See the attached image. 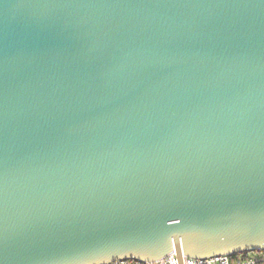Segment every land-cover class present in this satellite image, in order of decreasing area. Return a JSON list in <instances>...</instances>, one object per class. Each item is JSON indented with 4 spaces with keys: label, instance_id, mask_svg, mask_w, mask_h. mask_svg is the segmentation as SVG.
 Returning a JSON list of instances; mask_svg holds the SVG:
<instances>
[{
    "label": "water",
    "instance_id": "obj_1",
    "mask_svg": "<svg viewBox=\"0 0 264 264\" xmlns=\"http://www.w3.org/2000/svg\"><path fill=\"white\" fill-rule=\"evenodd\" d=\"M263 249L264 0H0V264Z\"/></svg>",
    "mask_w": 264,
    "mask_h": 264
},
{
    "label": "built area",
    "instance_id": "obj_2",
    "mask_svg": "<svg viewBox=\"0 0 264 264\" xmlns=\"http://www.w3.org/2000/svg\"><path fill=\"white\" fill-rule=\"evenodd\" d=\"M182 264H264V249L241 254H223L214 258L197 260L189 257L182 258ZM173 254L160 260L144 262L136 260H117L106 264H181Z\"/></svg>",
    "mask_w": 264,
    "mask_h": 264
}]
</instances>
